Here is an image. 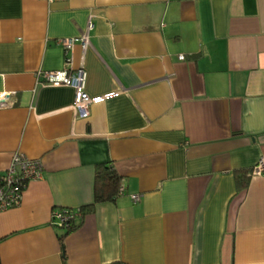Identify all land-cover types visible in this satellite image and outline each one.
<instances>
[{
  "label": "crops",
  "instance_id": "1",
  "mask_svg": "<svg viewBox=\"0 0 264 264\" xmlns=\"http://www.w3.org/2000/svg\"><path fill=\"white\" fill-rule=\"evenodd\" d=\"M67 61L85 117L38 77ZM14 153L42 177L0 211V264H264V0H0V172ZM102 163L122 193L65 233Z\"/></svg>",
  "mask_w": 264,
  "mask_h": 264
},
{
  "label": "built area",
  "instance_id": "2",
  "mask_svg": "<svg viewBox=\"0 0 264 264\" xmlns=\"http://www.w3.org/2000/svg\"><path fill=\"white\" fill-rule=\"evenodd\" d=\"M92 27L93 24L91 18H89L87 20L85 33L77 38L83 51L89 46V31ZM74 41V38L58 39V43L63 47L65 52L72 50ZM178 58L182 60L185 56L180 54ZM66 66L67 67L61 70L39 71L38 77L44 84L71 87L74 92L72 105L74 116L85 117L87 115L85 111L87 106L98 98L90 97L85 90L87 79L86 70L83 67L72 69L69 63L66 64ZM262 167H264V161H260L254 168V171L260 173ZM41 177L42 169L38 160L29 159L20 153H14L9 165L0 172V211L19 206L26 184L29 181L37 180ZM131 199L137 201L139 195L132 194ZM55 216L58 217L59 226H61L64 222L69 220L73 214L58 212ZM74 216H76V214H74Z\"/></svg>",
  "mask_w": 264,
  "mask_h": 264
},
{
  "label": "trees",
  "instance_id": "3",
  "mask_svg": "<svg viewBox=\"0 0 264 264\" xmlns=\"http://www.w3.org/2000/svg\"><path fill=\"white\" fill-rule=\"evenodd\" d=\"M247 173L249 175L248 171H244L241 173L239 172V174H237L236 183L238 186L242 187L248 184L249 177ZM121 193V176L116 172L113 165L111 163H102L97 165L94 174L93 202L91 204L81 207L77 211L70 209H64L59 211L61 213L73 214V216L69 220L64 222L63 225H61L60 227L66 230L65 233L68 232L77 224L75 222L76 216H74V214H76L77 212H90L93 210V206L95 203L113 201ZM59 239L61 240L62 251L64 252L62 236H60Z\"/></svg>",
  "mask_w": 264,
  "mask_h": 264
}]
</instances>
